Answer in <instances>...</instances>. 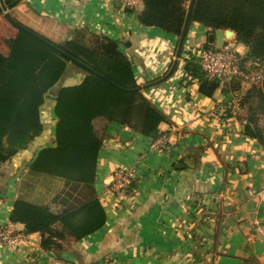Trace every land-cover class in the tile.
I'll list each match as a JSON object with an SVG mask.
<instances>
[{
    "label": "crops",
    "instance_id": "crops-1",
    "mask_svg": "<svg viewBox=\"0 0 264 264\" xmlns=\"http://www.w3.org/2000/svg\"><path fill=\"white\" fill-rule=\"evenodd\" d=\"M143 9L128 11L120 0H21L5 12L55 41L70 39L79 29L117 41L145 95L168 119L159 127L168 148L154 149L156 140L110 124L95 184L107 213L105 227L76 240L54 224L29 234L17 251L0 245V264H264V148L245 135L246 113L239 107L249 87L242 84L237 93L226 82L208 98L198 82L187 84L185 61L207 44L210 30L192 23L182 40L143 26L138 20ZM16 30L0 16L2 54L10 53ZM224 46L247 52L236 33ZM82 77L73 69L63 83L74 85ZM50 120L54 125L51 112ZM28 160L16 157L0 169V191L6 195L0 199V226L11 222ZM130 168H137V182L121 202L108 184L114 171ZM44 208L63 212L54 202ZM15 225L25 232L23 224Z\"/></svg>",
    "mask_w": 264,
    "mask_h": 264
},
{
    "label": "trees",
    "instance_id": "trees-1",
    "mask_svg": "<svg viewBox=\"0 0 264 264\" xmlns=\"http://www.w3.org/2000/svg\"><path fill=\"white\" fill-rule=\"evenodd\" d=\"M20 1L4 3L12 11ZM190 4L189 26L196 22L211 33L234 31L236 42L247 48L243 63L264 64V0L246 6L238 0H144L138 20L181 37ZM0 16L10 21L1 4ZM13 18L17 36L8 55L0 52V169L23 156L29 165L18 183L10 221L23 224L27 234L60 223L71 237L84 240L107 223L95 184L108 126L117 123L155 141L168 119L145 95L133 62L117 41L84 29L55 41ZM189 54L184 81L198 82L200 93L212 98L224 82L207 79ZM73 69L83 74L82 80L64 85ZM229 87L238 93L242 83L233 80ZM239 107L246 109L245 135L264 148V79L247 89ZM227 113L231 116L230 109ZM47 202L63 212L46 210Z\"/></svg>",
    "mask_w": 264,
    "mask_h": 264
},
{
    "label": "built area",
    "instance_id": "built-area-1",
    "mask_svg": "<svg viewBox=\"0 0 264 264\" xmlns=\"http://www.w3.org/2000/svg\"><path fill=\"white\" fill-rule=\"evenodd\" d=\"M122 6L128 11H135L144 4V0H120ZM195 56L205 76L209 80H220L224 83L239 80L243 85H259L264 79V71L251 72L246 69L242 55L238 50L224 46L221 49L210 46H199L190 51ZM256 64V63H255ZM185 74V73H184ZM168 145L167 136L159 137L153 144L154 149ZM138 177L137 168L118 169L114 171L108 184L109 191L119 201H123L129 195L132 183ZM26 232L16 228L15 223L8 222L0 226V245L8 250L17 251L23 241L28 240ZM104 264H115L113 260H107Z\"/></svg>",
    "mask_w": 264,
    "mask_h": 264
},
{
    "label": "water",
    "instance_id": "water-1",
    "mask_svg": "<svg viewBox=\"0 0 264 264\" xmlns=\"http://www.w3.org/2000/svg\"><path fill=\"white\" fill-rule=\"evenodd\" d=\"M0 4H1L4 12H8V9H7V7H6L5 3H4V0H0ZM191 8H192V5H191L190 10H189L187 23H186V26H185V29H184V32H183V35H182V40H184V38H185V35H186V32H187V28H188V25H189V20H190V15H191ZM7 16L9 17V15H7ZM234 37H235V32L230 31V30H226L225 31V30L219 29V30H216L215 32L209 33L208 41H207L206 46H210V47H215L217 49H221V48L224 47V44H225L226 40L233 39ZM72 61L73 62H77L75 59H72ZM177 167L179 168V167H181V165L179 164V165H177ZM5 197H6V195L0 191V199H4ZM67 259L71 260L70 258H67Z\"/></svg>",
    "mask_w": 264,
    "mask_h": 264
},
{
    "label": "rangeland",
    "instance_id": "rangeland-1",
    "mask_svg": "<svg viewBox=\"0 0 264 264\" xmlns=\"http://www.w3.org/2000/svg\"><path fill=\"white\" fill-rule=\"evenodd\" d=\"M239 1V3L242 5V6H246V5H249L250 4V1L251 0H238ZM12 17V16H11ZM9 19H10V21H8L5 17H4V20L7 22V24L8 25H10V26H13V27H15V25H14V23L11 21V18L9 17ZM13 20H14V18H13ZM16 28V27H15ZM4 30V29H3ZM17 31V30H16ZM4 34H5V36H7V32L5 33L4 32ZM245 67H246V69H248V71H251V72H258V71H264V64H261V63H246L245 64ZM261 85V83L259 84V85H257V86H260ZM248 86V85H247ZM250 87H252V86H250ZM243 113L245 114L246 113V109L245 110H243ZM261 125H263V127H264V117H262L261 118ZM42 192V191H41ZM42 193H44V192H42ZM61 238H62V236H60Z\"/></svg>",
    "mask_w": 264,
    "mask_h": 264
}]
</instances>
